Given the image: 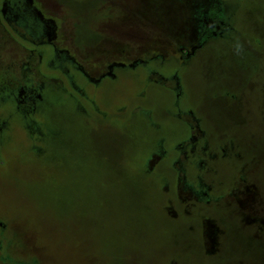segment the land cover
<instances>
[{"label":"rangeland","instance_id":"374dc122","mask_svg":"<svg viewBox=\"0 0 264 264\" xmlns=\"http://www.w3.org/2000/svg\"><path fill=\"white\" fill-rule=\"evenodd\" d=\"M0 264H264V0H0Z\"/></svg>","mask_w":264,"mask_h":264}]
</instances>
